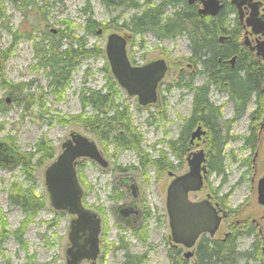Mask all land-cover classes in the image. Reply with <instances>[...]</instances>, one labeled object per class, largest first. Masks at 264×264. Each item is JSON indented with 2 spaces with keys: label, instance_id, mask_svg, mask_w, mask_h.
I'll use <instances>...</instances> for the list:
<instances>
[{
  "label": "rangeland",
  "instance_id": "obj_1",
  "mask_svg": "<svg viewBox=\"0 0 264 264\" xmlns=\"http://www.w3.org/2000/svg\"><path fill=\"white\" fill-rule=\"evenodd\" d=\"M0 1H3V8L5 10L3 21L7 20L4 26L10 29L9 31L5 28L0 29V49L3 50L7 48V56L4 60L5 63L2 71L3 76L12 83H27L28 85L25 89V93L34 94V98L44 93L43 100L46 103L45 108L49 109V114L56 116L58 113L59 115L78 113L80 104L79 101H77L75 90L79 87L81 81H84L85 85L89 88L98 89L102 87L105 82L104 73L99 70L102 69L104 61L107 63L106 57L104 58L101 56L84 60L79 65L78 70L71 74V82L69 87L65 90L63 99L56 101L54 97L47 92L48 81L44 78V72L40 69L36 70L37 72L33 71L37 62V58L34 57L35 49H33V41L22 38L24 37L23 35L28 32H30L31 36H35V33L29 25L33 18L24 17L18 9L11 6L6 0ZM86 2L89 4L93 18L98 24L100 21L104 22V20L107 19L103 5L99 0H60L59 2L49 0V5H52V7L43 14L47 22V25L42 24L41 27L44 33L48 34V31L51 32V30L62 29L58 24L59 19H68L73 26L74 32L77 35L83 34V25L88 18L87 10L85 9L86 13L83 11L84 7H86ZM225 3H228V0H226ZM99 27H96L93 33L87 34L85 39L88 44H96V46H102L104 48L106 36L104 34H100V36L96 35ZM13 32H16L17 35V40L14 41L12 38ZM39 35H41V33H38L36 36L37 42L40 39L38 38ZM240 39H242V33H240L238 40ZM126 45L129 60H134L132 65H144V63L153 61L157 58H168L169 65H171V70L166 75L163 81L164 85L159 91V95L166 98V105H160L157 109L153 107L140 108L136 104L137 100L127 96L125 91H122L121 95V98L124 99L125 103L129 106L131 118L135 127L143 134L144 149L150 152L149 145L157 143L158 139L175 137L178 132L177 128L180 125V118L189 113L191 96L185 91L186 89L182 90L180 87L177 88L175 86L179 77L178 74L181 70L186 73L192 70L191 67L186 66L185 63V58L189 55L188 42H186L183 37H177L174 40L165 39L159 41L151 34L145 33L143 36L132 35L130 39H127ZM260 65L264 68V61H260ZM85 69H88V75L83 78L81 75ZM202 82L203 78L199 76L196 77L193 83L199 85ZM167 83H171L174 88L170 91H165V85ZM2 93L3 91L0 88V97L3 95ZM209 95L210 101L215 105L222 106L223 116L227 119L231 118L232 105L227 102L226 96L222 93L219 94L215 90H211ZM162 107L166 109L167 120L160 119L159 112ZM255 108L256 105L252 99L248 103L244 116L233 122L230 126L231 131L229 135L234 139H231L225 146L226 161L224 177L222 178L215 174H207L203 189L189 196L190 200L194 202L204 199L205 195L209 194L213 203H219L218 199L230 192V195L223 201L224 205L221 203L219 204L223 210H227V221L232 225L238 220H243L251 216L249 210L252 204L254 202L256 203V185L258 179L264 177V127H261V124H264V100L261 102V107L259 109L261 116L256 121V132L260 138L259 148L252 152L250 149L244 148L242 142V138L249 132V122L251 120L249 114ZM29 111L31 113L28 112V114H24L22 117L24 112L21 111V107L13 105L10 106L5 113L0 112V123L4 126V129L0 130V140H4L7 136H14L16 140L12 147L18 152H33V146L36 141L40 139V137H45L50 145L54 147L56 154L60 151V144L69 137V133L72 131L85 134L92 140H96L94 136L86 133L78 125H60L55 122L49 125L48 121L50 115H43L37 118L36 108H31ZM154 119H156V121ZM160 148L166 151V147L159 144L155 146L152 155H157L155 151ZM231 155L234 157V160L231 159ZM246 158H250L249 166L244 163ZM116 162L126 166L127 164H134L133 153L127 151L119 154ZM80 163L81 162L78 164ZM82 163L84 164V168H80V170L81 173L84 174L83 177L88 187L86 188L85 185H81L84 190L83 204L85 208L89 207L90 209L92 206L98 205L106 211L103 213V219L105 220L102 223V232L99 236L100 253L98 262L99 264H116L121 260L120 258L124 251L116 250L117 252H114V249L120 245L121 241L117 239L119 234L117 229L114 228L113 219H111L109 215V201L106 197L111 193L112 175L107 171L102 172L96 165H93L87 160ZM45 166H41V168H37L34 171L35 179H37L36 190L38 194L43 196L45 206L34 216L33 221L27 225L23 236L26 242L25 247L18 245L13 239V236L7 237L0 249V264H21L29 257L34 259L35 264L66 263L65 250L68 246L67 235L69 232L70 215L56 210L53 211L50 207L43 183V170ZM183 169H185V164L180 171L177 170L173 172L179 174L182 173L181 171H183ZM146 173L150 178L147 185L142 188L144 196L146 197V205L148 209H152V213L154 214V218L148 222L147 226L148 242L146 245H141L138 239H135L126 230L122 231L120 236L124 237V242L127 241L129 245L128 250H130V252L138 255L146 254L142 264H171L169 259H167L169 250L179 249L180 254L178 259L180 260L183 259L182 255L185 253V250L180 246L170 248L171 243L167 237L169 228L167 227L164 200L166 196L165 189L170 179L166 176L167 173L165 171V178H162L159 184L158 181L153 179L150 168L147 169ZM10 181H21L23 185H26L22 171H19L18 168L6 169L0 167V213L3 214V222L11 231L15 230L25 217L17 208L8 207L6 192L3 189L8 187ZM255 220L259 222L258 218ZM247 223L249 222L247 221ZM221 224L222 225L215 234V240L224 239L227 231L232 230L233 235H237L235 241L238 251H251V253L254 252L256 255V259H252L251 257L250 260L242 261L240 264H264V251H261L264 245L260 244L261 235L256 238L255 235H238V229H246V226H241V224H243L241 222L238 225H234L235 227H232V225L229 227V224L224 225L223 222ZM249 225L250 224L247 226L249 227ZM252 228L256 233L260 229V226L255 225ZM205 236L209 237L208 235ZM252 242L257 244V250L251 248ZM194 250H196V246ZM192 260H194L193 257L187 259V262L190 263ZM80 264L87 263L81 262Z\"/></svg>",
  "mask_w": 264,
  "mask_h": 264
},
{
  "label": "trees",
  "instance_id": "obj_2",
  "mask_svg": "<svg viewBox=\"0 0 264 264\" xmlns=\"http://www.w3.org/2000/svg\"><path fill=\"white\" fill-rule=\"evenodd\" d=\"M11 6L18 9L26 18H33L30 28L35 33L31 36L30 32L25 33L22 38L33 41L35 49V58L37 62L33 71L42 70L44 78L48 81L47 88L56 101L62 100L65 90L71 82V74L78 70L79 65L90 58L104 57V48L96 44H88L85 36L93 33L99 24L94 20L89 4L86 2L88 18L83 25L84 33L77 35L70 21L59 19L58 24L62 29H56L55 34L52 31L44 33L42 27L47 25L45 11H49L52 5L49 0H6ZM60 1V0H54ZM88 1V0H87ZM165 1L155 3L146 0L145 4H140L138 0H101L105 6L120 5L128 8L141 9L138 14H134L130 21L126 23L127 29H130L134 35L142 36L145 30H149L155 39L163 41L165 39L174 40L176 36L187 37L189 55L185 62L194 65L195 76H191L188 83L185 82L181 87H185L193 96L192 112L189 117L184 119L180 127L181 135H187L191 127L200 122L208 131L206 156L208 175H225V146L234 138L230 137L231 125L233 122L244 116L248 103L253 99L256 108L251 111L249 132L242 138L244 148L254 152L259 148V136L257 135L256 121L259 119L261 102L264 100V68L260 65L253 52H249L243 47L239 36L241 28L236 18L231 17L234 11L231 4L225 3L223 9L215 16L201 17L193 13L191 7H185L184 10L174 13L173 17L163 16ZM261 1L264 7V0ZM114 2V3H113ZM82 10V9H81ZM3 1H0V29H7L3 21L4 15ZM48 13V12H47ZM86 13V11H85ZM41 33L37 42L36 36ZM220 36L226 39L218 41ZM19 37V36H18ZM13 41L17 40L16 32L12 34ZM7 49V48H6ZM6 49H0V55L4 61L7 56ZM9 53V52H8ZM232 56H235L234 65L230 66L227 62ZM105 58V57H104ZM131 64L134 60L130 59ZM32 70V69H31ZM105 82L101 88H89L84 81L80 82L76 88V98L80 104V110L76 114L55 116L49 114V109L45 108L46 103L43 100L44 93L34 98V94L25 93L24 83H12L3 75H0V86L4 89V94L11 97V104L21 107L24 114L31 113L29 109L36 108L37 118L43 115H50L48 124L55 122L62 125L75 124L80 126L86 133L91 134L100 145L106 148H113L116 151H132L139 156L143 164H152L156 172L160 168L171 170L172 162L167 159V152L162 150L159 157L152 158L146 155L143 149V134L135 127L129 106L121 98L122 90L118 87L115 79L111 76L110 70L104 61L102 69ZM37 72V71H36ZM88 69L82 73L84 78L88 75ZM184 71L181 73L183 74ZM201 76L203 82L195 85L194 78ZM182 81V78H180ZM168 89V88H167ZM215 90L227 98V102L232 105V117L227 119L223 116L222 106L215 105L210 101L209 94ZM4 99H0V106H3ZM10 104L0 108L1 113H5L10 108ZM159 116L165 120L166 109L162 107ZM4 126L0 123V130ZM237 138V137H236ZM11 146H14L16 138L7 136L4 139ZM177 143L169 141L167 150L176 154ZM33 152L21 153L22 159L17 164L19 171H22L23 182L10 181L8 187L3 190L6 192V202L8 207L17 208L24 214V219L15 230H9L3 222V214L0 213V249L7 237L13 236L15 242L26 246L23 238L28 223L33 221L36 214L45 206V200L41 194L37 193V179L34 171L41 166H45L55 157V149L50 145L45 137H40L34 144ZM231 159L234 157L231 155ZM245 165L249 166L250 158L244 160ZM80 166L76 165L77 177H80ZM230 195L224 194L219 203ZM143 235H138L141 240ZM123 245V240H121ZM121 246H118V248ZM123 247V246H122ZM255 248V246L253 245ZM253 248V249H254ZM1 251V250H0ZM124 260L121 264H141L144 254L138 255L130 253L123 247ZM179 249H171L168 258L171 264H240L242 261L250 260L255 255L251 251H238L235 238L228 237L225 240L211 239L205 235L199 238L194 251V260L188 263L187 260L178 259ZM21 264H35L32 257L26 258Z\"/></svg>",
  "mask_w": 264,
  "mask_h": 264
},
{
  "label": "water",
  "instance_id": "obj_3",
  "mask_svg": "<svg viewBox=\"0 0 264 264\" xmlns=\"http://www.w3.org/2000/svg\"><path fill=\"white\" fill-rule=\"evenodd\" d=\"M198 1L201 3L200 14L214 15L222 7L219 0ZM230 4L237 9L239 18L243 17V9L250 10L245 20V27L250 30L243 34V38H247V34L264 35V19L258 16L261 1L230 0ZM127 39L129 38L125 35L107 34L104 57L118 87L125 91L127 96L135 98L138 105L146 107L156 102L157 85L165 77L168 65L161 58L142 66L132 65L127 56ZM248 48L255 51L256 56L264 59V39L262 41L256 39V44H248ZM201 132L204 133L198 128L192 133L191 138L199 137ZM69 134V137L60 144V151L56 153L54 159L44 167L43 183L52 210L67 213L71 217L67 235L68 246L65 250L66 264H78L82 260H96L99 254L100 220L82 205L83 191L76 177L75 163L78 159L88 158L106 167V161L99 154L97 145L88 136L75 131ZM6 150L5 144L0 142V154ZM20 159L21 154L17 157L18 163ZM187 161L188 171L175 176L168 183L165 201L170 238L173 244L187 249L184 257L192 256L200 235L214 237L220 221L226 216L217 203L211 202L209 195L200 201L190 200L189 193L203 189L208 171L204 163L203 150L193 154ZM263 189L262 177L257 189L258 201L261 203L264 202Z\"/></svg>",
  "mask_w": 264,
  "mask_h": 264
},
{
  "label": "flooded vegetation",
  "instance_id": "obj_4",
  "mask_svg": "<svg viewBox=\"0 0 264 264\" xmlns=\"http://www.w3.org/2000/svg\"><path fill=\"white\" fill-rule=\"evenodd\" d=\"M99 1L103 5L104 13L107 15V19L104 20V22L100 21V23H99L100 27L97 30L96 35L100 36V34H104L105 36H107V34H110V33H116L118 35L122 33L121 35H123V36L125 35V36H127V38L130 39L132 37V35H134V34L132 33V31L130 29H127L126 23L128 21H130L131 17L134 14L140 13L139 11L141 9H134L132 6H131V8L130 7L125 8L124 6H122L123 4L120 5V7H118L117 3H115L114 5L109 4V6H105V4L101 2V0H99ZM140 1H139L140 4L146 3V0H140ZM151 1H153L155 3H159V2H162L163 0H151ZM254 1H259V0H254ZM219 2H220V4H222V7L217 11V13L223 9V6H224L226 0H219ZM228 2L230 3V0H228ZM165 3L166 4L162 10L163 16L173 17L174 13L179 12L180 9L184 10L185 7H191L193 10V13L195 15L201 16V17L215 16L217 14V13L214 15L200 14L199 10L201 8V3L198 0H166ZM231 6H232V8H234V6L232 4H231ZM249 12H250L249 9H243V17L239 18L238 13H237V9L234 8V11L231 14V16L233 18L237 19L238 24L241 28L242 39H240V42L242 43L243 47L246 48V50H248L249 52H251V53L253 52L254 56L257 59H259V61L263 62L264 59L262 60L261 57L256 56L255 51L249 50L248 44L249 45H255L256 39H259L260 41H262V39H264V35L255 36L253 34H251V35L247 34V38H243V34L246 31L250 30V29L245 27V20H246V17H248ZM258 16L260 18L262 17L264 19V7H262V4L259 8V15ZM99 30H100V33H98ZM51 31L53 32V34H55V30H51ZM145 33H149L153 36V34L149 30H145L143 32L142 36ZM134 36H138V35H134ZM177 37H183L185 39V41L188 42L187 37L176 36L175 38H177ZM225 39L226 38L224 36H220L218 41H223ZM188 53H189V49H188ZM163 60L165 61L166 65H168V70L165 74V77L157 85V93H156L157 100H156V102L154 104L146 105V107H153L154 109H157V107L160 105L161 106L163 104L166 105V98L160 96L159 91L161 90V88L164 85L163 81L165 80L166 75L171 70V65H169L168 58H165V59L163 58ZM234 60H235V56H232L227 62H229L230 66H233L235 63ZM4 63L5 62L2 60V56L0 55V75H3L2 71L4 68ZM185 63H186V66L191 67L192 70L191 71L189 70L190 72H188V73L184 72L183 74H181L183 72V70H181L179 72V74H178L179 77H178L177 82L175 83V86L177 88L180 87V89H182V90H184L186 88L181 87L180 85H184L185 82L188 83V80L190 79L191 76L197 75V74H195L194 65L189 63V62H185ZM134 65L142 66L143 64H134ZM196 77H199V76H196ZM180 78H182V81H180L181 80ZM195 79L196 78H194V80ZM27 85L28 84L26 83L25 88L27 87ZM165 87H166L165 91H170L172 88H174V86H172L171 83H167L165 85ZM0 88L3 91V93H2L3 95L0 97V99H4V104H3V106L1 105L0 108L5 107L6 105H9V104L11 106H13L10 103L11 97L4 94L5 91L1 86H0ZM185 91L187 93H189V96H191L190 110H189L188 115L180 118L181 119L180 125L177 128L178 132L175 135V137L169 138V139L168 138L158 139L157 143H153V144L149 145L150 152H147L143 146L144 153L146 155L149 154L152 158H156V157H159L163 152H162V148H160L159 150L155 151L157 153V155H152V153L155 150V146L159 145V144H162V146L164 145L166 147V151H167V159L172 162L171 170H164V169L160 168V170L158 172H156L154 169V166L152 164H147V165L143 164L142 161L139 160V156H137L136 153H133L132 151H129V150H127V151L133 153L134 164H127V166L121 165V164L116 162L117 158H118L119 154L125 153L127 151H116V152H114L112 147L111 148L108 147L107 149L106 148L104 149V147L102 145H100L97 140H92L90 137L89 138L97 145V149L99 151V154H101L103 160L106 161V167H102L101 165L97 164L96 162L94 163L93 161L89 160L88 158L78 159L75 163V166L78 165L81 168H84V164L82 162L87 160V161L91 162L93 165H96L102 172L107 171L108 173H110V175H112V181H111L112 187H111V191H110L111 193L109 195H107L106 197L109 201V205H108L109 215H110L111 219H113V221H114V228H116L118 231L119 235H118L117 239H119V240L124 239V237L120 236V235H121L122 231L126 230L135 239H138L137 238L138 235H140V236L143 235L141 240L138 239V241L140 242L141 245L142 244L146 245L148 242V239H147L148 228H147V226H148V222L152 218H154V214L152 213V209L151 210L148 209V206L146 205V197L144 196V193H143V188L147 185L149 178H150V177H148V174L146 173L147 169H149V168L151 169V172L153 174V179L155 181H158L159 184H160V180L162 178L163 179L165 178L164 172L166 171V173H167L166 176L170 179L169 180V182H170L171 179L174 178L175 176H180L183 173H186L188 171L187 159H191L193 154H195L199 151H202V150L204 152V160H205L204 163L206 164V168H207V160H206V156L208 153V151H207L208 149H206V146L208 143V139H207L208 131H207V129L200 122H197L194 126L191 127V130H190V132H188L187 135H181L180 136V133L182 132L180 127L183 125L184 119L186 117H189L191 112H192L191 105H192L193 96L187 90H185ZM136 104L140 108H146V107H142V106L138 105V103H136ZM153 116H155V115H153ZM154 120L156 121V119H154ZM165 120H167V119L165 118ZM261 127L262 128L264 127L263 123L261 124ZM198 128L201 131H203L204 133L201 132L199 137L195 136L194 138H191L192 133L195 130H197ZM169 141L177 143L176 144V147H177L176 154L175 153L173 154L171 151L167 150V145H168ZM0 142H3L7 148V150L5 152H2L0 154V167H3V168L7 167L6 169H9V167L12 169L18 168L17 167L18 166L17 165V163H18L17 157L19 156L20 152L15 150V148H13L8 142H6L4 140H0ZM79 162H81V163L78 164ZM184 164H185V169H183V171H181L182 173L177 174V173L173 172V171H177V170L180 171ZM109 167H110V169H109ZM83 176H84V174L80 173L81 183H80V180H78L79 185L81 188H82V186H81L82 184L85 185L86 188H88L86 185V182H85L86 180ZM76 177H77V172H76ZM261 178L262 177H260L258 179V183L256 185V190H255L256 194H257L256 200H255L256 203L254 202L252 204L250 210H249L250 215L252 217L249 216V218H245L243 220H238L236 223H234V225H238L240 222L243 223V224H241V226H243V227L246 226V229L245 230L244 229H238V231H237L238 235L239 234H244L245 236L255 235V238L257 236L260 237V235H261L260 244L264 245V202L261 203L260 201H258V190H257L258 184H259ZM168 185H167V187H168ZM167 187L165 189V195H166ZM82 191H83V193H82V198H83V194H84L83 188H82ZM193 193H196V192H193ZM193 193H189V196H190V194H193ZM206 195H209V194H206ZM206 195H205V197H206ZM166 196H165V200H164V205H165V201H166ZM83 200H84V198L82 199V205L85 208V206L83 204ZM210 200H211V196H210ZM211 202H212V200H211ZM215 203H217V202H215ZM217 204H218L220 210H223L221 208L220 204L219 203H217ZM85 209H89L91 212H93L96 215V218H98L100 220V222H99L100 232L98 235V241H99V238H100L99 236H100V233L102 232L101 226H102L103 221L105 220V219H103V216H104L103 213L106 211L101 206H98V205L92 206L91 209L89 207H86ZM223 211L226 213V216L224 218H222L219 225L221 226L222 225L221 223L223 222L224 225L229 224V227H230L232 224H230V222L227 221L228 220L227 219L228 218L227 210H223ZM165 215L167 216L166 205H165ZM256 218L259 219V222H257L255 220ZM168 221H169V218L167 216V227L169 228V234L167 237L169 238V241L171 243L170 248H176V246H180V245L175 244V243L173 244V242L170 238V227L168 225ZM247 221L249 223H247ZM224 222H226V223H224ZM248 224H250L249 227L247 226ZM234 225H232V227H235ZM255 225L260 226V229L256 233L254 232V230L252 228ZM220 226H219V228H220ZM202 235H205V234H202ZM202 235H200V237ZM236 236L237 235L236 234L233 235L232 230H230V231H227V233L224 236V239H221V240H225L228 237L235 238ZM214 237H215V235H214ZM214 237L209 236V238H211V239H214ZM122 242H123V245H118L121 247L118 248V246H117L114 249V252H117L120 250L123 251L124 246L128 250L129 245L127 244V241L124 242V240H123ZM257 243H258V241H257ZM251 245H252L251 248H254L253 245L255 246V248L253 250H257V244L255 242H252ZM99 246H100V241L98 243V252H99ZM180 247L183 248L182 246H180ZM183 249L185 250V252L187 251L186 248H183ZM194 249H193L192 256L184 257V253H183V255H182L183 259L187 260V259L192 258L194 256V251H195ZM261 251H264V248H261ZM123 254H124V252H123ZM145 255L146 254H144V257H145ZM253 256H256V255H253ZM98 257H99V254H98L96 260H93V261L82 260V261L78 262V264H80L81 262H85L87 264H99ZM66 258H65V261H66ZM120 259L121 260L118 261L116 264L122 263V261L124 260L123 255ZM167 259H169V258L167 257ZM252 259H256V257H254V258L252 257ZM169 261H170V259H169ZM142 262H144V260Z\"/></svg>",
  "mask_w": 264,
  "mask_h": 264
}]
</instances>
